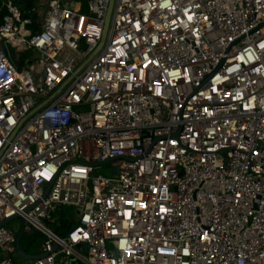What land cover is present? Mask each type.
Masks as SVG:
<instances>
[{"label":"built area","instance_id":"built-area-1","mask_svg":"<svg viewBox=\"0 0 264 264\" xmlns=\"http://www.w3.org/2000/svg\"><path fill=\"white\" fill-rule=\"evenodd\" d=\"M3 1L0 264H264V0Z\"/></svg>","mask_w":264,"mask_h":264},{"label":"rangeland","instance_id":"rangeland-1","mask_svg":"<svg viewBox=\"0 0 264 264\" xmlns=\"http://www.w3.org/2000/svg\"><path fill=\"white\" fill-rule=\"evenodd\" d=\"M49 1L50 0H44V1L33 0L32 1V6L36 9V12H35L36 15L32 11L30 12V14L32 13L33 20L37 21L43 16L44 12L47 9ZM62 1L67 4H73L75 2L86 4L85 0H62ZM4 4L5 2L3 0H0V13L4 9ZM12 5L17 7L20 11H23L19 0L13 1ZM28 28L33 29L32 27H28ZM9 53L11 55H14V51L10 48H9ZM12 60L14 64H16L13 58ZM100 175L107 176V177L112 176V173L109 171L108 165H104L102 167ZM56 210H57L58 216H60L61 213H64V217L62 219L63 226L61 228H58L57 225H53L52 230L60 231L61 234L65 235L67 231L69 230L70 226L76 225L77 213L73 208L67 207V206L65 207L56 206ZM23 227H24V222L21 219L13 220L9 224H7V228L12 229L14 233L16 234V236L20 238L19 248L21 251H23L28 256L39 255L41 253L42 245L46 239L38 231H35L34 234L24 232ZM85 254H86V251H85ZM72 261L75 262L74 259H72ZM16 264H32V260L22 259L16 256Z\"/></svg>","mask_w":264,"mask_h":264},{"label":"water","instance_id":"water-1","mask_svg":"<svg viewBox=\"0 0 264 264\" xmlns=\"http://www.w3.org/2000/svg\"><path fill=\"white\" fill-rule=\"evenodd\" d=\"M112 8H113V3H111V6H110V9H109V12H108L107 22H106L107 25H108L109 20H110V17H111ZM103 44H104V43H102L101 46L98 48V51L102 48ZM98 51H97V52H98ZM40 108H41V107H39L38 109H36L35 112L38 111ZM63 217H64V213H61V214H60V218L63 219ZM11 220H13V219H11ZM11 220H7V221H5V222L2 224V226H6L7 224H9V222H10ZM61 226H62V225L59 223V224H58V227L61 228ZM32 234H33V232H32ZM19 245H20V238L17 237V241H16L15 248H16V252H17V255L19 256V258H22V259H28V260H33V259L36 258V256H28V255H26L23 251L20 250Z\"/></svg>","mask_w":264,"mask_h":264},{"label":"trees","instance_id":"trees-1","mask_svg":"<svg viewBox=\"0 0 264 264\" xmlns=\"http://www.w3.org/2000/svg\"><path fill=\"white\" fill-rule=\"evenodd\" d=\"M32 1H33V0H22V5H23V4L26 5L27 10L30 11V12H31V10L34 8V7L32 6ZM34 9H35V8H34ZM7 14H9V12H8L7 8L4 6L3 11L0 13V22L3 20V17L6 16ZM34 14H35V13H34ZM35 15H36V14H35ZM25 18H32V19H33L32 13H31V14L26 13V14H25Z\"/></svg>","mask_w":264,"mask_h":264}]
</instances>
